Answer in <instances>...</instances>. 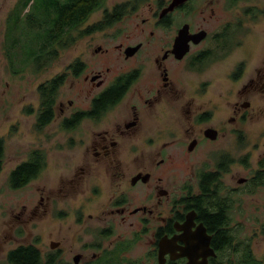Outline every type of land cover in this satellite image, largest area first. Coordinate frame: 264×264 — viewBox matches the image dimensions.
Masks as SVG:
<instances>
[{
  "label": "flooded vegetation",
  "instance_id": "flooded-vegetation-1",
  "mask_svg": "<svg viewBox=\"0 0 264 264\" xmlns=\"http://www.w3.org/2000/svg\"><path fill=\"white\" fill-rule=\"evenodd\" d=\"M172 1L126 0L97 10L103 16L119 10V16L87 34L129 15L137 21L132 34L107 39L94 48L90 62L78 58L79 66L70 68L74 81H82L76 97L89 93L90 104L77 107L68 99L74 108L68 112L61 100V126L72 133L81 126L85 131L89 122V142L81 138L87 143L61 176L58 197L47 186L40 201L47 207L62 202L59 218L69 216L65 205L74 201L81 244L73 251L69 239L72 253L65 257L67 237L51 240L46 253L29 243L40 251L42 264H225L210 227L219 213L235 243H249L252 251V240L238 235L233 211L264 187V152L255 167L252 151L241 157L242 143L249 142L243 126L253 122L264 98V62L247 70L246 56L234 61L229 75L238 85L227 100L218 78L242 47L240 11L248 0H186L169 9ZM226 10L237 18L225 20ZM254 11L243 8L246 16ZM213 19V29L201 24ZM182 29L188 40L180 46ZM56 109L57 102L55 118ZM73 117L76 123H68ZM241 167L249 175L242 176Z\"/></svg>",
  "mask_w": 264,
  "mask_h": 264
},
{
  "label": "rangeland",
  "instance_id": "rangeland-1",
  "mask_svg": "<svg viewBox=\"0 0 264 264\" xmlns=\"http://www.w3.org/2000/svg\"><path fill=\"white\" fill-rule=\"evenodd\" d=\"M25 1L27 0H0V137L5 140V163L0 173V264H9L6 259L7 252L20 244L38 243V247L46 253L51 240L67 237L62 244L64 245L62 249L66 250L65 257L72 253L68 249L70 241L72 244L75 243L73 251L79 250L78 245L81 244V241L76 238V234L80 227L74 220V201L66 202V209L70 210V214L66 218L57 216L59 208L63 206L62 202L55 200L52 207H47L46 200L42 203L40 201V196L47 186L55 187V196L58 197L61 176L75 165V161L79 159L81 151L87 143V141H81V138L89 142V129L86 128L90 126L89 122H84L85 131L81 126L73 130L72 133L64 130L61 126L62 116L59 111L61 100H64V107L68 112L74 109L69 108L68 99H74V104L77 107L86 108L90 104L89 93L76 97L74 88L82 87V81H74V76L71 75L68 66L78 58L90 62L95 47L105 46L107 39L124 37L123 33L125 32L132 34L135 28L134 22L137 21L129 15L122 23L116 24L112 28L91 35L79 36L72 45L62 49L51 64L36 72L34 67L22 63L25 56H28L30 47L22 45L24 46L22 54L18 51L21 48L12 51L6 42L8 25H14L29 11L34 13L36 8L38 11L39 3L42 0H31L28 8L24 10ZM124 1L126 0H106L104 8L111 9L113 4ZM200 4H202V0H200ZM248 5L255 8V13L251 16L243 14V8ZM10 14L11 17H9ZM234 14L226 10L225 20L237 18ZM102 18L103 11H97L80 29H84L88 24L100 21ZM240 18L243 20V29L239 33L242 47L236 49L233 55L224 62L223 77L218 76L222 81L221 85L224 82L226 100L230 98L231 92L235 91L238 85V83L232 82L229 75L234 61L246 56L249 60L246 62L247 70H252L264 62V0H248L246 4H242ZM201 24L205 28L213 29V26L217 25V21L216 19L208 22L202 21ZM11 37L15 39L18 35L15 34L14 37ZM28 37L26 36L25 41ZM8 51L9 54L15 52L14 65L9 62ZM64 72H68L69 78L66 85L60 89L57 98L56 118L51 124L38 130L36 128V111L40 105L38 86ZM212 88L216 89L214 84H212ZM261 101V103L258 102L261 107L257 108L253 115V122L249 121L243 126L249 142L242 143L241 157L243 159L245 153L252 151L253 167L261 153L264 152V98ZM30 108L33 109L32 113H29ZM225 111L228 115V109ZM72 136L75 138L73 139ZM35 149H42L46 152V168L36 179L31 180L24 187L11 188L9 175L12 169L26 160L29 153ZM240 169L242 176L249 175L243 167ZM255 197V200H249L247 197L241 199V203L233 211V219L235 225L239 224L238 235L244 240L251 239L254 255L264 261V187L258 188ZM134 249L144 250L142 246L140 248L135 246Z\"/></svg>",
  "mask_w": 264,
  "mask_h": 264
},
{
  "label": "trees",
  "instance_id": "trees-1",
  "mask_svg": "<svg viewBox=\"0 0 264 264\" xmlns=\"http://www.w3.org/2000/svg\"><path fill=\"white\" fill-rule=\"evenodd\" d=\"M25 1L23 9H27L29 2ZM106 0H42L38 11L22 16L14 25H8L6 42L12 51L21 48L22 45L30 47L28 56L22 63L34 67L36 72L47 67L59 55L62 49L72 45L79 36L89 32L106 28L117 20L119 10L113 13L105 12L103 18L90 27H80L97 10L105 6ZM23 12V10H22ZM11 17V14L10 16ZM17 34L18 37H14ZM31 35V36H30ZM27 38V41H25ZM10 38V39H9ZM23 54V52H21ZM15 54V52H14ZM14 54H9V62L15 64ZM25 54V53H24ZM79 66L78 60L71 64L68 69ZM68 72L58 74L55 77L42 82L38 86L40 108L37 115L36 128L42 130L55 119V105L61 87L66 83ZM30 112V111H29ZM77 116H80L79 114ZM78 117L71 118L68 123H76ZM5 163V140L0 137V173ZM47 166V154L42 149H35L29 153L26 160L20 162L12 169L9 175L11 188L24 187L28 182L37 178ZM210 227L215 232V245L225 251L227 258L225 264H264V261L256 258L249 243H235L231 231L225 227L228 221L222 213L211 218ZM223 248V249H222ZM7 261L10 264H42L40 251L32 244H20L7 253Z\"/></svg>",
  "mask_w": 264,
  "mask_h": 264
},
{
  "label": "water",
  "instance_id": "water-1",
  "mask_svg": "<svg viewBox=\"0 0 264 264\" xmlns=\"http://www.w3.org/2000/svg\"><path fill=\"white\" fill-rule=\"evenodd\" d=\"M184 1H186V0H173L172 1V3L170 4V6H169V9H172L173 7H175L176 5H178V4H180V3H182V2H184ZM186 30H181L180 31V35H179V37L177 38V43L180 45V46H182V44L185 42V43H187V40L188 39H186V38H184V32H185ZM205 34L204 33H200V34H198V36H200L199 38H201V37H203ZM209 240V238L207 239V241ZM206 241V245H208V242ZM209 252H212L211 250H209ZM193 262V261H192ZM189 264H192L191 262L189 263ZM193 264H195V262H193ZM205 264H208L207 263V261L205 262Z\"/></svg>",
  "mask_w": 264,
  "mask_h": 264
}]
</instances>
